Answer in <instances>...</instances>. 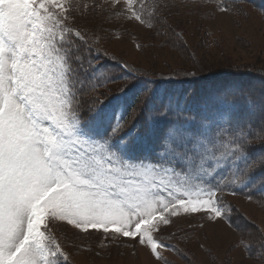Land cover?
I'll list each match as a JSON object with an SVG mask.
<instances>
[{
  "label": "snow or ice",
  "instance_id": "6c2138e0",
  "mask_svg": "<svg viewBox=\"0 0 264 264\" xmlns=\"http://www.w3.org/2000/svg\"><path fill=\"white\" fill-rule=\"evenodd\" d=\"M166 7L94 0L85 11L77 0H0V264H70L59 225L119 240L133 255L145 249L157 264H171L164 251H179L166 242L177 232L163 235L176 219L200 214L234 226L221 202L237 194L227 178L233 167L242 177L241 162L250 163L245 115L264 119V95L239 81L212 82L194 93L199 119L171 120V95L166 102L142 75L111 73L95 27L80 23L99 12L106 22L165 28ZM245 251L252 254L251 241ZM256 252L264 260V236Z\"/></svg>",
  "mask_w": 264,
  "mask_h": 264
},
{
  "label": "rangeland",
  "instance_id": "374dc122",
  "mask_svg": "<svg viewBox=\"0 0 264 264\" xmlns=\"http://www.w3.org/2000/svg\"><path fill=\"white\" fill-rule=\"evenodd\" d=\"M77 2L87 11L86 6L92 5L94 0ZM148 2L152 3V0ZM163 2L169 5L163 9L168 26L165 28L155 22L152 28L134 21L106 22L99 12L81 19V25H86L85 31L95 27L98 35L93 39L98 40L97 46L106 52L102 61L111 73L128 75L119 69L118 60L127 64L131 74L142 75L145 79L159 77L161 80V76L175 73H178L175 79H186L184 73L190 71H196V77L212 79L225 73L243 74L250 70L257 75L251 80L227 81H239L257 96L264 95V0ZM220 7H228L230 11L221 12ZM175 33H179L180 38ZM120 84L117 80L107 87L115 90ZM208 84L206 80L198 82L191 91L179 87L158 88L160 95L170 94L173 102L185 107L189 98ZM157 86L158 83L152 85L153 88ZM215 111L210 115L213 127ZM185 117L189 115L171 112L168 118L174 121L179 118L183 122ZM245 121V127L257 126L256 130L250 129L252 136H246L250 145L248 153L252 156L247 172L264 174L260 162L264 159V132L261 131L264 119L257 112L246 114ZM247 197L225 195L221 202V211L230 215L233 227H229L226 220L208 222L200 214L176 219V227L166 229L163 235L167 237L169 232L176 231V237L166 242L175 245L179 251H164L163 255L171 264H264L256 252L259 240L264 236V203L260 197L252 200ZM200 223L204 224L203 228L190 226ZM58 228L61 242L70 253V264H157L154 260L149 261L145 249L137 248L133 255L132 249L126 248L123 242L106 241L101 233L90 230V234H86L63 225ZM250 241L253 244L251 255L245 251V245Z\"/></svg>",
  "mask_w": 264,
  "mask_h": 264
},
{
  "label": "trees",
  "instance_id": "16d2710c",
  "mask_svg": "<svg viewBox=\"0 0 264 264\" xmlns=\"http://www.w3.org/2000/svg\"><path fill=\"white\" fill-rule=\"evenodd\" d=\"M255 75L256 74H254V73H251L250 72V70H248L247 72H245V73H243V74H239V73H225V74H223V76L222 77H216L215 79H214V82H217V81H220V82H223V81H227V80H229V79H238V78H248V80H251L253 77H255ZM232 81H235V80H232ZM172 113H174V111L172 110ZM256 128H257V126H256V124L253 126V130L255 129L256 130ZM253 133H254V131H253ZM249 136H252V133H251V135H249ZM245 180V179H244ZM246 181V180H245ZM243 195H245L246 196V194H243ZM252 195V197L254 196L253 194H251Z\"/></svg>",
  "mask_w": 264,
  "mask_h": 264
}]
</instances>
